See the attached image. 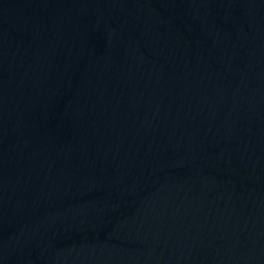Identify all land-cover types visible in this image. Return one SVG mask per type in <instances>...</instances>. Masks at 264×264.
<instances>
[{
    "label": "water",
    "instance_id": "1",
    "mask_svg": "<svg viewBox=\"0 0 264 264\" xmlns=\"http://www.w3.org/2000/svg\"><path fill=\"white\" fill-rule=\"evenodd\" d=\"M0 264H264V0H0Z\"/></svg>",
    "mask_w": 264,
    "mask_h": 264
}]
</instances>
